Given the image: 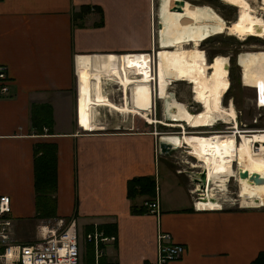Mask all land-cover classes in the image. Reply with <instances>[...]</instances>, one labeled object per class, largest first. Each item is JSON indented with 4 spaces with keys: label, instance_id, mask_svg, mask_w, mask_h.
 <instances>
[{
    "label": "crops",
    "instance_id": "obj_1",
    "mask_svg": "<svg viewBox=\"0 0 264 264\" xmlns=\"http://www.w3.org/2000/svg\"><path fill=\"white\" fill-rule=\"evenodd\" d=\"M155 11L154 0H0V67L7 77L0 96V195L8 197L14 237L27 242L38 222L74 218L82 233L114 225V235L105 236L113 239L103 242L108 264H152L163 232L184 247L168 264H250L264 251V207L233 208L218 199L220 208H193L194 176L158 154L155 131L105 119L102 128L90 129L99 119L93 73L117 85L123 80L117 71L137 60L132 54L146 53L137 75L121 86L150 82ZM122 54L131 55L114 59ZM114 89L106 94L120 103ZM32 104L44 106L40 128L31 123ZM40 143L55 146L52 218L35 216L32 160ZM140 176L154 180L155 214L137 213L146 196H126L127 181Z\"/></svg>",
    "mask_w": 264,
    "mask_h": 264
},
{
    "label": "bare ground",
    "instance_id": "obj_2",
    "mask_svg": "<svg viewBox=\"0 0 264 264\" xmlns=\"http://www.w3.org/2000/svg\"><path fill=\"white\" fill-rule=\"evenodd\" d=\"M175 1H182V4L178 6L179 9L174 10L173 7H177ZM223 1L235 6L238 11L235 21L229 25L207 4L193 5L186 0H157L155 18L157 23L160 24L155 36L157 47L153 50L152 55L149 53L148 55L152 58L154 64V56L156 55L157 59V52L158 54H164L163 59L155 62L156 70L168 82L185 81L190 84L192 99L202 108V111L196 114L190 113L183 104L178 103L173 97H169L167 92L161 100L163 104V121L167 125L181 127L182 134L180 135V132L160 134L167 137L166 139L175 147H183L187 150V155L196 160V163L190 164L191 168H198L205 172L206 189L204 193L208 199L215 200L204 203L200 201L196 205L197 207L202 209L220 208L221 204L218 203L215 194L223 192L228 176L235 177L237 181V197L240 207H261L264 206V183L255 185L246 179H240L236 175V170L232 167L235 164L236 169L245 170L248 174L257 173L264 178V132H249L251 135H243L241 131L245 130L239 131L237 129L232 104H228L229 106L226 108L221 105V97L228 90L229 85L227 58L222 56L213 57L212 67L208 70L207 60L204 52L199 48V43L224 31L229 35L238 36V38L249 35L264 38V19L254 14L248 4L249 2L246 0ZM261 3V9H264V0ZM183 53L190 54L187 56L180 55ZM145 54H132L137 55V60L132 63L133 67L128 65L119 73L117 71V76L119 78L123 77L122 82L125 77L137 75L136 67L143 61ZM130 55L122 54L114 59ZM236 64L240 68V79L243 86L253 88L256 91L257 106L264 111V50L240 52L236 56ZM148 65L152 80L148 85L142 84L133 86V88L131 86H121L122 82L112 85L110 80L104 81L101 77L103 75L98 72L91 75L92 103H98L99 105L98 117L103 119L102 114L111 117L113 113H117L139 116L149 124L158 123L156 120L139 113L151 112L152 108V84L154 87L155 75L154 65L153 71L151 65ZM131 68L133 70H129ZM113 70H115V66L111 72ZM157 80L158 76L156 77ZM105 84L110 85V90L112 86L117 87L120 95L122 94L120 103L109 99L106 94L109 87L104 89V95L101 96L102 86ZM218 119L227 123V120H229L232 132L224 135L212 133L208 136L199 134L202 136L200 137L189 135L193 132H186L183 128V126H187L191 129H198L201 126H212ZM99 120L98 124L94 122L90 129L102 128L103 124ZM255 143L262 145L259 152L258 149L256 150L261 155L260 158H257L253 152ZM195 188L198 189L197 185H195Z\"/></svg>",
    "mask_w": 264,
    "mask_h": 264
},
{
    "label": "rangeland",
    "instance_id": "obj_3",
    "mask_svg": "<svg viewBox=\"0 0 264 264\" xmlns=\"http://www.w3.org/2000/svg\"><path fill=\"white\" fill-rule=\"evenodd\" d=\"M191 2L193 5H199L201 3H205L209 5L214 12H216L224 22L229 25L233 21H235L238 11L237 8L233 5L225 3L223 0H186ZM249 2L251 9L253 10L254 14L264 19V9H261V2L262 0H246ZM157 5V0H154V8ZM156 12V11H155ZM156 14V13H155ZM155 18V22H156ZM157 23V22H156ZM199 48L204 52V55L207 60V69H211L212 67V59L215 56H222L227 58V79H228V90L222 95L221 97V105L226 108L229 106L228 104H232L234 112H235V120L236 127L239 131L243 132V135H251L250 133L260 132L263 133L264 131V111L261 107L257 106L256 103V91L253 88L243 86L241 79L239 78L240 75V68L236 64V56L240 52L245 51H259L264 50V38L255 37V36H245L243 38H238L235 35H229L226 31L209 37L204 41L199 43ZM192 53V52H190ZM190 53H183L180 55H189ZM164 54H158L157 61L163 59ZM155 57V56H154ZM153 60L151 61V67L153 71ZM154 70H156L154 66ZM156 70L154 71V87L152 84V108L151 116L152 120H156L158 123L146 124L143 119L126 114H117L113 113L111 117L102 114L103 119L107 122L118 123L123 125H127L126 120H132V127L134 130L137 131H148L152 130L155 131L158 135L161 133L173 134L180 132L182 134L181 127L167 125L166 122L163 121V104L162 99L164 95L168 92L169 97H173L178 103L184 105L187 111L190 113H198L201 111V107L199 104L195 103L192 99V94L190 91L191 85L186 83L185 81H171L168 82L164 80L163 76ZM150 76V75H149ZM158 76V80L156 81V77ZM152 77H150L151 79ZM152 80V79H151ZM170 83V84H169ZM110 88V87H109ZM115 87L112 86V90ZM117 92V91H116ZM155 93V94H154ZM155 96V97H154ZM224 96V97H223ZM105 116V118H104ZM148 117V116H147ZM100 120L102 118L98 117ZM136 118V119H135ZM142 121V122H141ZM227 122L222 121L220 119L216 120L212 126H201L198 129H194L191 127L183 126L186 132H193L189 135L195 136H208L209 134H227L232 132L231 125L229 124V120ZM131 123V122H130ZM229 126V127H228ZM85 129H89L86 127ZM203 130V131H199ZM245 132H247L245 134ZM199 134H202L199 135ZM241 140V139H240ZM260 144L255 143L253 152L257 158H260L261 155L256 152L260 148ZM264 146V143H263ZM187 150L183 147H176L174 150L170 151L168 155V159L172 165L177 166L179 169H185L189 175L195 176L200 170L198 168H191L190 164L196 163V160L191 156L187 155ZM233 169L236 170L235 164H233ZM222 176V174H220ZM238 184L235 177L228 176V180L225 182V189L223 192H217L215 194V198L221 200L223 204L230 205L231 207H238ZM195 189V185L193 182L190 184V195L191 201L193 202L197 197V193L193 191ZM198 191V189H196ZM217 191V190H216ZM219 194V195H218ZM220 196V197H219ZM232 197V198H231ZM223 200H222V199ZM227 198V199H226ZM225 199V200H224ZM227 202V203H226ZM236 202V203H235ZM264 207V206H261ZM35 229H33V235L35 237ZM84 233L78 231V239L79 241H83ZM34 239V238H33ZM29 241H32L30 239ZM80 248V257L82 258L83 248ZM80 258V262H81Z\"/></svg>",
    "mask_w": 264,
    "mask_h": 264
},
{
    "label": "built area",
    "instance_id": "obj_4",
    "mask_svg": "<svg viewBox=\"0 0 264 264\" xmlns=\"http://www.w3.org/2000/svg\"><path fill=\"white\" fill-rule=\"evenodd\" d=\"M6 83L7 77L4 69L0 67V96L6 92ZM193 191L197 193V197L192 202V207L196 208L204 193L201 190L196 191V188ZM143 205L146 207V213H156L155 198L143 202ZM112 239L103 236L95 228L83 235V242L93 244L95 259L102 254V249H98L97 244ZM81 242L74 218L67 221L61 218L40 221L35 226V237L32 241L18 240L14 237L8 197L0 195V264H79ZM183 249L184 247L174 243L167 233H159L156 236V256L152 264H168L178 258Z\"/></svg>",
    "mask_w": 264,
    "mask_h": 264
},
{
    "label": "trees",
    "instance_id": "obj_5",
    "mask_svg": "<svg viewBox=\"0 0 264 264\" xmlns=\"http://www.w3.org/2000/svg\"><path fill=\"white\" fill-rule=\"evenodd\" d=\"M205 3H201L202 5ZM80 15H78L79 17ZM80 25V24H78ZM43 105H31V123L40 128L39 117L37 113L43 108ZM139 112V111H138ZM143 116H151L148 112H139ZM139 117V116H138ZM141 118V117H139ZM142 119V118H141ZM144 121V120H143ZM142 122V121H141ZM145 122V121H144ZM147 124V123H146ZM49 128V121L46 122ZM203 131V130H199ZM55 146L52 143H40L34 150L33 164V190L35 193L34 209L35 216L38 218H49L55 216V200L51 195L56 189L55 178ZM135 195L146 196L145 201H151L154 197V180L149 176L135 177L126 183V196L131 198ZM138 210V211H137ZM137 213L146 211V207L142 204ZM130 211L134 212L135 209L131 208ZM101 231L103 236L114 235V225H103L97 228ZM92 231L91 227L85 228L84 232ZM104 244L98 243L97 248L103 249ZM84 250L82 254V264H108L104 255L100 254L94 258V247L91 242L84 243ZM250 264H264V251H260Z\"/></svg>",
    "mask_w": 264,
    "mask_h": 264
},
{
    "label": "water",
    "instance_id": "obj_6",
    "mask_svg": "<svg viewBox=\"0 0 264 264\" xmlns=\"http://www.w3.org/2000/svg\"><path fill=\"white\" fill-rule=\"evenodd\" d=\"M182 4V1H175V6L177 7H173V9H179V5ZM157 26L159 27L160 24L157 23ZM167 137L162 136L161 134H159L157 136L156 139V148H157V152L160 155H166L168 154L170 151L174 150L176 147L174 144H172L170 141H168V139H166ZM236 175L238 178L240 179H246L248 182H252L255 185L258 184H262L264 183V178L261 177L259 174L257 173H250L248 174L247 171L242 170V169H236ZM192 182L197 185L198 190H201L203 193L205 192L206 189V180H205V172L203 170H200L198 173L195 174L194 178L192 179ZM215 199L212 198H207L205 193H204V197L202 199H199V202H206V201H214Z\"/></svg>",
    "mask_w": 264,
    "mask_h": 264
},
{
    "label": "flooded vegetation",
    "instance_id": "obj_7",
    "mask_svg": "<svg viewBox=\"0 0 264 264\" xmlns=\"http://www.w3.org/2000/svg\"><path fill=\"white\" fill-rule=\"evenodd\" d=\"M239 78H240V75H239Z\"/></svg>",
    "mask_w": 264,
    "mask_h": 264
}]
</instances>
